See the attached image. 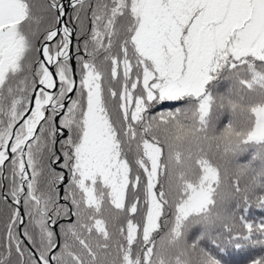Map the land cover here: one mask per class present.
I'll return each mask as SVG.
<instances>
[{"label": "snow or ice", "instance_id": "obj_1", "mask_svg": "<svg viewBox=\"0 0 264 264\" xmlns=\"http://www.w3.org/2000/svg\"><path fill=\"white\" fill-rule=\"evenodd\" d=\"M0 264H264V0H0Z\"/></svg>", "mask_w": 264, "mask_h": 264}]
</instances>
